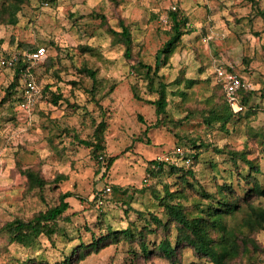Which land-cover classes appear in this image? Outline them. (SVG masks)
Wrapping results in <instances>:
<instances>
[{"label": "rangeland", "instance_id": "obj_1", "mask_svg": "<svg viewBox=\"0 0 264 264\" xmlns=\"http://www.w3.org/2000/svg\"><path fill=\"white\" fill-rule=\"evenodd\" d=\"M6 1L0 0L1 44L45 45L48 56L36 67L43 96L30 113L20 107L17 93L6 96L9 71L0 76V229L47 206L38 189H30L26 168L57 178L47 187L50 197L58 199L67 190L74 195L55 242L42 236L26 247L0 231V264H61L68 257L72 264H175L159 252L144 254L140 239L128 240L121 230L149 228L151 244L160 242L164 230L152 214L168 218L155 196L164 194L165 185L182 190L181 201L193 212L204 191L215 192L225 182L242 194L252 188L244 178L248 165L234 163L214 146L248 148L249 157L260 162L256 175L264 185V0H210L209 7L207 0H124L115 9L112 0H29L16 23L2 15ZM174 5L189 21L170 62L160 69L171 84L168 111L156 124L159 116L149 99L158 93L137 61L155 66L169 38L170 23L164 19ZM102 11L118 29L119 16L130 11L124 16L133 31L134 59L124 55L123 45L112 43L96 16ZM221 63L233 64L253 90L249 107L224 127L206 124L202 114L215 91V99L225 93L215 73ZM189 80H194L190 87ZM96 128L104 129L107 156H118L108 170L84 142L94 139ZM201 140L211 147H194ZM178 146L200 152L190 167L193 174L166 165L150 176V161ZM108 186L112 191L105 194ZM98 193L105 195L96 201ZM113 231L120 234L118 240ZM255 238L260 248L245 257V264H264V228ZM98 239L104 242L99 250L92 247ZM180 259L181 264H213L190 248Z\"/></svg>", "mask_w": 264, "mask_h": 264}, {"label": "trees", "instance_id": "obj_2", "mask_svg": "<svg viewBox=\"0 0 264 264\" xmlns=\"http://www.w3.org/2000/svg\"><path fill=\"white\" fill-rule=\"evenodd\" d=\"M28 1L7 0L4 3L5 13H2L3 17L12 23H16L18 21V12L21 10L23 4ZM112 1L116 3L113 6L115 9L124 0ZM96 16L101 18L104 28L112 37V43L114 45H123L125 48L124 55L128 59H134L133 48L135 44L133 31L126 16L123 14L119 16V29L111 23L106 11L97 12ZM168 18L170 29L167 30V34L169 38L159 49L155 66L142 60L137 61L138 65L144 70V75L150 80V88L152 91L158 93L156 98L149 99V102L156 106V112L159 116L156 124L163 123L161 122V116L168 111L169 99L167 89L171 84L162 78L160 69L170 62L186 33L183 27L189 21L184 11L178 7L169 11ZM16 47L20 49L21 55L18 63L7 69L12 76L7 85L6 96L11 98L14 93H17V100L20 103L24 99L21 76L28 64V59L25 55L27 51L34 50L38 46L23 47V44L20 43ZM218 65H216V68ZM216 68L215 73L217 76ZM92 73L95 77L96 71L93 70ZM155 77H158V83L155 82ZM217 78L219 80L217 87L221 90L223 89V92H225L223 82L218 76ZM180 80L181 78L177 79L176 83ZM193 81L189 80V87ZM252 91L251 88H243L240 91V102L245 107H249L250 105ZM216 93L217 91L212 94V97L206 101V105L202 108L203 119L208 125L219 123L224 127L234 116L240 114L242 111H235L233 109L226 98V93H223L220 99H215ZM212 98L214 100H211ZM103 131V128H96L94 139L84 140V142L92 147L94 156L102 163L100 165L108 170L113 166L118 156H107ZM196 141L194 140L195 143ZM195 145L194 147L196 148L209 149L211 147L204 140ZM214 149L220 153L229 154L231 160L236 164H238L239 160H243L250 170V174L244 175V178L248 184H253V187L242 194L231 182H225L215 192L204 191L201 204H197L196 211L193 212L192 210L189 211L188 206L182 203L181 198L184 196L182 190H171L168 185H165L164 194L161 195L156 192L155 196L158 204L163 206L167 212L168 218L163 219L157 214H152L154 222L164 230L165 236L162 237L160 242L158 244L154 243L155 245L151 244L148 238L149 228L137 229V232L131 227L121 230L123 231V236L128 240L133 241L137 237L140 239L144 254L148 255L154 251L159 252L160 255L168 258L175 264H181L180 253H183L185 248H190L199 257H206L208 262L213 264H245V257L251 258V255L260 248L255 238V234L264 228V185L260 183L256 175L262 171L260 162L258 158L249 157L250 150L248 148L237 149L230 145H225L224 147L214 146ZM184 151L193 159L190 166H177L156 158L150 161L148 167L149 175L151 176L152 173L155 174L162 171L166 165H169L170 168L178 172L182 171L186 174H193V170L190 167L197 162L200 152L186 149ZM23 173L28 178L30 189H38L42 200L46 202L47 206L30 217H16L6 222L0 231H7L10 233L13 242L26 247L36 245L42 236H46L51 242H55L60 233L59 220L72 207L68 198L73 196L74 193L71 190L63 191L59 194L58 199H54V197H50L47 194V187L58 182L57 178L49 180L42 175L39 169L33 167L26 168L23 170ZM105 194L98 193L94 198L96 201H99L103 199ZM110 233L114 234L115 240L120 238V234L117 231ZM100 239H104V237ZM100 239L95 241V244H92V247L97 250L104 244L102 241L100 243ZM72 259L68 257L61 264H72Z\"/></svg>", "mask_w": 264, "mask_h": 264}, {"label": "built area", "instance_id": "obj_3", "mask_svg": "<svg viewBox=\"0 0 264 264\" xmlns=\"http://www.w3.org/2000/svg\"><path fill=\"white\" fill-rule=\"evenodd\" d=\"M176 7L177 5L173 6L174 9ZM164 21L168 23L169 18L165 17ZM20 55V49L0 44V76L3 70L9 69L18 63ZM25 56L28 59V64L21 76L24 99L19 104L22 109L29 111L36 106L39 99L43 96L36 67L47 58L48 48L45 45L38 46L34 50L27 51ZM216 72L223 82L228 102L235 111H243L245 106L240 102V91L243 88H247L249 84L244 81L241 73L233 64H219ZM160 159L177 166H190L193 162V159L186 154L182 147H176L171 153L162 156ZM111 191V186L105 189V193Z\"/></svg>", "mask_w": 264, "mask_h": 264}, {"label": "crops", "instance_id": "obj_4", "mask_svg": "<svg viewBox=\"0 0 264 264\" xmlns=\"http://www.w3.org/2000/svg\"><path fill=\"white\" fill-rule=\"evenodd\" d=\"M128 2H129V1H128ZM207 2H208V3H207V7H209V6H208L209 4H210V6H211V1H210V0H207ZM220 3H222V2H220ZM128 5L130 6L131 4L128 3ZM129 8H130V7H129ZM74 11H76V10H74ZM123 15H126V16L128 15V17H129V15H131V14H130V11H128L127 14L123 13ZM39 102H40V99H39V101L37 102L36 106L38 105ZM36 106H35V107H36ZM35 107H34L33 109H35ZM23 111H24V112H27V113H30V112H31V111H26V110H24V109H23ZM32 111H33V110H32Z\"/></svg>", "mask_w": 264, "mask_h": 264}]
</instances>
